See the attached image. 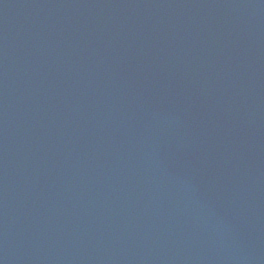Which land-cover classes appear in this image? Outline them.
<instances>
[{"label": "water", "instance_id": "95a60500", "mask_svg": "<svg viewBox=\"0 0 264 264\" xmlns=\"http://www.w3.org/2000/svg\"><path fill=\"white\" fill-rule=\"evenodd\" d=\"M0 264H264V0H0Z\"/></svg>", "mask_w": 264, "mask_h": 264}]
</instances>
